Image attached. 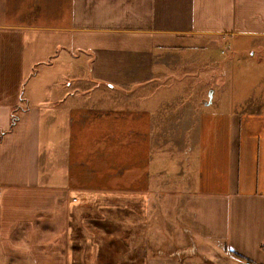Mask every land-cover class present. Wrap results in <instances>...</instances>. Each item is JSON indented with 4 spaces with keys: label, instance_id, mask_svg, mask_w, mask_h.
<instances>
[{
    "label": "crops",
    "instance_id": "0c3cea01",
    "mask_svg": "<svg viewBox=\"0 0 264 264\" xmlns=\"http://www.w3.org/2000/svg\"><path fill=\"white\" fill-rule=\"evenodd\" d=\"M252 34L264 0H0V261L75 263L72 233L88 232L94 204L125 215L130 198L134 217L138 205L190 233L204 264H264V96L236 99L226 81L164 158L162 102L121 99L158 77L162 53Z\"/></svg>",
    "mask_w": 264,
    "mask_h": 264
},
{
    "label": "rangeland",
    "instance_id": "374dc122",
    "mask_svg": "<svg viewBox=\"0 0 264 264\" xmlns=\"http://www.w3.org/2000/svg\"><path fill=\"white\" fill-rule=\"evenodd\" d=\"M208 53L202 55L195 49L162 53L158 57L162 64L158 77L140 85V92L137 87L125 89L121 98L130 105L132 95L138 93L142 102L151 96L162 102L155 112L153 139L158 155L163 158L166 153L184 147L189 138L187 131L196 126L199 111L218 93L220 86H228L226 81L231 82L230 86L240 87L234 95L236 99L248 96V100L259 103L264 96V35H248V41L232 48L222 43ZM124 201L130 208L123 212L125 215L100 209L101 200L94 204L98 208L94 209L92 221L86 220L88 232L81 224L82 228L72 233L76 241L68 250L76 262L70 264H190L195 262L190 259L197 258L203 259L201 264L207 261L190 233L172 230L160 219L156 223L155 217L138 205L137 212L141 215L134 217L132 200ZM81 219L77 221L83 223ZM181 243L187 244L171 246Z\"/></svg>",
    "mask_w": 264,
    "mask_h": 264
},
{
    "label": "trees",
    "instance_id": "16d2710c",
    "mask_svg": "<svg viewBox=\"0 0 264 264\" xmlns=\"http://www.w3.org/2000/svg\"><path fill=\"white\" fill-rule=\"evenodd\" d=\"M47 61H50V59H48ZM33 72L34 71L32 70V73ZM26 107H27V103H26V100H25V98L23 96V92H22L18 105L11 109L10 123H9L8 130H10L14 126V124L16 123L19 112L22 111L23 109H25ZM4 132L5 131L0 130V135H2ZM261 248L264 250V243L261 244Z\"/></svg>",
    "mask_w": 264,
    "mask_h": 264
},
{
    "label": "built area",
    "instance_id": "2783aa9c",
    "mask_svg": "<svg viewBox=\"0 0 264 264\" xmlns=\"http://www.w3.org/2000/svg\"><path fill=\"white\" fill-rule=\"evenodd\" d=\"M245 264H251L249 261H246Z\"/></svg>",
    "mask_w": 264,
    "mask_h": 264
}]
</instances>
